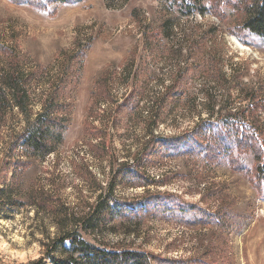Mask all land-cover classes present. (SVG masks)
Here are the masks:
<instances>
[{
	"label": "rangeland",
	"instance_id": "1",
	"mask_svg": "<svg viewBox=\"0 0 264 264\" xmlns=\"http://www.w3.org/2000/svg\"><path fill=\"white\" fill-rule=\"evenodd\" d=\"M201 2L209 8L210 1ZM234 8L221 22L208 13L181 16L160 0H83L52 5L48 13L0 0V73L4 55L16 54L32 105L27 117L7 112L0 138L21 131L26 118L35 121L52 92L69 105L62 145L21 179L34 190V206L0 219V264L42 257L51 264L55 240L73 231L89 242L129 245L161 258L264 264V179L255 173L264 162V43L246 46L231 35L244 17ZM87 47L81 60L77 54ZM67 67L70 76L55 93ZM226 119L229 129L250 138L245 147L232 135L213 163L201 156L157 158L142 165L146 178L162 183L131 187L119 179L114 188L121 202L173 194L186 206L223 216L222 226L189 228L160 216L124 226L116 221L91 234L76 226L119 164L143 162L161 140L191 139L197 131L200 140L204 126L220 129Z\"/></svg>",
	"mask_w": 264,
	"mask_h": 264
},
{
	"label": "trees",
	"instance_id": "2",
	"mask_svg": "<svg viewBox=\"0 0 264 264\" xmlns=\"http://www.w3.org/2000/svg\"><path fill=\"white\" fill-rule=\"evenodd\" d=\"M8 1L33 11L48 13L52 5H72L83 0ZM160 1L170 6L175 13L181 16L189 17L196 13L204 16L208 13L221 22L227 21L226 9L237 7L234 9L242 12L244 17L239 25L230 31L231 35L246 46L264 43V0H208L210 1L208 9L204 7L201 0ZM88 51V47L83 48L77 56L83 60ZM4 57L0 73V130L7 125L5 121L7 112L16 110V114L20 112L26 117L32 112L28 94L30 82L27 80V75L20 69V59L11 52H7ZM68 69L69 67L66 70ZM69 70L62 80L56 81V84L51 88L55 93L60 91L61 86H64L70 76ZM68 81L73 82V79L69 78ZM4 89L7 91V96ZM56 99L57 94L52 92L43 104V112L37 116L35 121L31 123L26 118L21 131H14L10 134L9 140L5 142L0 138V219H9V216L18 213L23 207L34 206L32 204L35 200L34 190L31 187L24 188L21 179L36 161L54 154L56 148L63 143V134L69 125L66 113L69 105L66 102L57 103ZM120 108L127 109L128 105L123 104ZM230 122L229 119H226L220 129L214 125L204 126V128L207 127V131H203L205 135L201 136L200 140L197 139L196 133L199 132L197 131L192 135L193 137L191 136V139L184 136L185 138L155 142V148L148 152L143 162L137 158L131 165L124 162L119 164L111 182L104 189L99 188L101 192L96 196L94 204L88 206L84 217L75 221L76 226L80 228L81 232L91 234L99 232L105 225L116 223V221L120 223V226H124L132 223L140 224L146 218L159 216L189 228H206L205 226L214 224L222 226L223 216L217 218V215L186 206L173 194L147 193L121 202L120 198L114 196V188L119 179H123L131 187L147 188L149 184L162 183L155 182L144 175L142 163L144 165L153 164L157 158L168 160L184 155L196 159L201 156L203 161L213 163L217 159V155L224 153L222 149L225 145L227 148L231 146L230 143H226L233 136L237 139L239 149L245 147L242 143L250 138L244 134L240 135L236 124L234 125L235 129H229ZM200 128L202 130L203 126ZM204 128L203 130H206ZM227 134L230 135L227 137ZM257 161L260 159L257 158ZM255 173L258 181L261 177L264 179V162L255 169ZM39 200L44 206H51L48 197L40 195ZM47 258L51 264H213L212 262H215L213 259L208 260L206 256L188 260L161 258L131 248L129 245L110 246L97 239L94 242H89L80 233L74 231L58 236L54 247L47 254ZM25 264L45 263L42 257Z\"/></svg>",
	"mask_w": 264,
	"mask_h": 264
},
{
	"label": "bare ground",
	"instance_id": "3",
	"mask_svg": "<svg viewBox=\"0 0 264 264\" xmlns=\"http://www.w3.org/2000/svg\"><path fill=\"white\" fill-rule=\"evenodd\" d=\"M233 42L236 44V45H238V47H240V48H244V47H242L235 39H233Z\"/></svg>",
	"mask_w": 264,
	"mask_h": 264
}]
</instances>
